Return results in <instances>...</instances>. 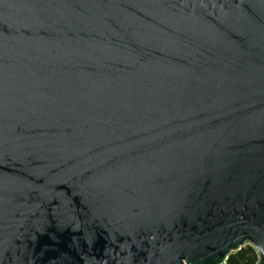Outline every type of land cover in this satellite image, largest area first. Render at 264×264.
Segmentation results:
<instances>
[{
    "label": "water",
    "instance_id": "obj_1",
    "mask_svg": "<svg viewBox=\"0 0 264 264\" xmlns=\"http://www.w3.org/2000/svg\"><path fill=\"white\" fill-rule=\"evenodd\" d=\"M264 264V0H0V264Z\"/></svg>",
    "mask_w": 264,
    "mask_h": 264
},
{
    "label": "trees",
    "instance_id": "obj_2",
    "mask_svg": "<svg viewBox=\"0 0 264 264\" xmlns=\"http://www.w3.org/2000/svg\"><path fill=\"white\" fill-rule=\"evenodd\" d=\"M259 254L256 249L250 245L245 244L240 250L232 252L226 264H258Z\"/></svg>",
    "mask_w": 264,
    "mask_h": 264
},
{
    "label": "built area",
    "instance_id": "obj_3",
    "mask_svg": "<svg viewBox=\"0 0 264 264\" xmlns=\"http://www.w3.org/2000/svg\"><path fill=\"white\" fill-rule=\"evenodd\" d=\"M226 264V263H225Z\"/></svg>",
    "mask_w": 264,
    "mask_h": 264
}]
</instances>
